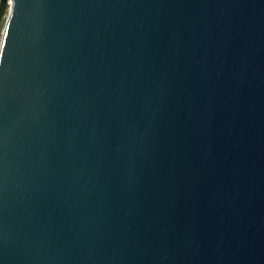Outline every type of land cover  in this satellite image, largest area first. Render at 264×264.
<instances>
[{
  "label": "water",
  "instance_id": "95a60500",
  "mask_svg": "<svg viewBox=\"0 0 264 264\" xmlns=\"http://www.w3.org/2000/svg\"><path fill=\"white\" fill-rule=\"evenodd\" d=\"M0 264H264V0H8Z\"/></svg>",
  "mask_w": 264,
  "mask_h": 264
},
{
  "label": "trees",
  "instance_id": "16d2710c",
  "mask_svg": "<svg viewBox=\"0 0 264 264\" xmlns=\"http://www.w3.org/2000/svg\"><path fill=\"white\" fill-rule=\"evenodd\" d=\"M8 7H9V3L7 0H0V35L5 18L7 16Z\"/></svg>",
  "mask_w": 264,
  "mask_h": 264
},
{
  "label": "rangeland",
  "instance_id": "374dc122",
  "mask_svg": "<svg viewBox=\"0 0 264 264\" xmlns=\"http://www.w3.org/2000/svg\"><path fill=\"white\" fill-rule=\"evenodd\" d=\"M8 1V0H7ZM9 3V2H8Z\"/></svg>",
  "mask_w": 264,
  "mask_h": 264
}]
</instances>
